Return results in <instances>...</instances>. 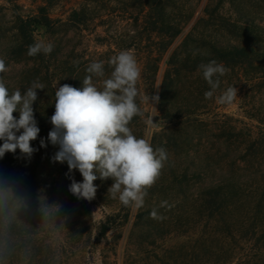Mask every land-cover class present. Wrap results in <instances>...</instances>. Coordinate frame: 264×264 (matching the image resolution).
<instances>
[{"label": "rangeland", "instance_id": "obj_1", "mask_svg": "<svg viewBox=\"0 0 264 264\" xmlns=\"http://www.w3.org/2000/svg\"><path fill=\"white\" fill-rule=\"evenodd\" d=\"M177 4L183 6L181 19L192 15L158 62V38L144 30L134 1L0 0V59L6 66L0 78L10 93L19 89L23 94L33 82L45 86L37 89L33 103L40 132L30 143L36 151L29 157L17 149L0 159V201L12 219L6 230L0 225V264H264L257 259L264 253V63L227 68L211 99L205 98L198 73L181 77L166 102L170 107L186 98L194 111L188 117L178 118L180 113L163 119L159 101L151 100L160 98L169 53L200 18L205 19L200 26L204 35L220 32L222 23L230 21L250 29L242 33L226 27L228 33L264 39V0ZM39 9L45 10L52 28H38L34 40L51 44L53 50L32 57L16 43V18L33 16ZM123 50L134 55L141 72L136 102L143 115L128 126L154 149L167 150L161 174L140 208L108 194L111 178L94 181L97 192L91 201L71 194L68 165L52 161L59 149L47 139L56 88H81L88 65L103 61L105 75L93 77L102 88L113 71L109 61ZM232 86L237 88L233 102L218 103L217 97ZM224 139L234 142L229 151ZM225 172L242 188L233 199L235 206L222 213L215 188ZM70 175L83 180L78 170ZM154 209L163 219L151 216ZM122 211H128L127 222L116 217L114 228L101 236L99 225ZM224 220L233 223L231 235L223 229Z\"/></svg>", "mask_w": 264, "mask_h": 264}, {"label": "clouds", "instance_id": "obj_2", "mask_svg": "<svg viewBox=\"0 0 264 264\" xmlns=\"http://www.w3.org/2000/svg\"><path fill=\"white\" fill-rule=\"evenodd\" d=\"M52 50L51 44L36 42L28 46L27 54L35 56L43 52L47 55ZM109 64L113 71L110 78L103 80L102 88H97L93 77L105 75L103 61L88 65L89 75L82 80L81 88L69 84L55 86V111L50 117L53 127L47 139L59 149L52 161L68 165L66 176L72 181L69 185L71 194L91 201L97 192L94 181L111 178L114 182L108 194L112 198L118 196L125 206L140 208L148 189L161 174L167 161V150L164 147L154 149L148 141L135 136L128 126L133 117L143 115L136 102L139 95L136 85L141 72L134 55L127 50L120 51ZM199 68L210 86L205 98L211 99L220 86L219 77L228 69L215 60L202 63ZM5 71V61L0 59V73ZM37 89L43 90L45 86L33 82L23 94L19 89L10 93L0 78V141H3L0 159L17 149L29 157L36 151L30 142L36 140L40 132L33 110V103L38 98ZM236 97L237 88L232 86L217 97V102L229 104ZM151 100L158 102L159 96H153ZM14 112L19 113L18 118ZM147 123L152 124V118ZM40 144L47 146L43 139ZM73 170L79 171L82 182L70 175ZM151 216L163 219L157 216L155 209Z\"/></svg>", "mask_w": 264, "mask_h": 264}, {"label": "trees", "instance_id": "obj_3", "mask_svg": "<svg viewBox=\"0 0 264 264\" xmlns=\"http://www.w3.org/2000/svg\"><path fill=\"white\" fill-rule=\"evenodd\" d=\"M127 1H134V3L139 5V12L143 16L144 30L150 34H156L160 46L157 57V61L159 62L174 40L182 34L192 14L190 13L186 19H181L179 14H181L183 6L177 4L178 0ZM203 22H205L204 17L198 20L189 33L186 34L182 41L177 44L168 55L166 60L167 69L162 81L159 98L163 119H167V116L170 114L174 115L173 118H177L176 116H179L180 113H182V117L180 116L178 118L188 117L194 114L193 109L186 105V98L182 99L179 104H173L170 107H168L166 100L169 98V94L174 92L177 84H179L178 82L180 81L178 80H182L181 77L184 75L198 73V76L204 79L202 70L197 67L201 61L207 64L209 61L215 60L217 63H222L226 68H233L244 62L250 63L254 61L257 63H264V39L251 34L236 37L225 31L226 27H228L233 30L240 29L242 33H244L250 29V27L244 28L236 22L227 21L220 26V32L210 31L208 35H204L200 30V26ZM248 22H251V20H248ZM251 27L257 29L255 25H251ZM38 28H43L45 30H50L52 28V22L44 9H39L36 14L27 18H16V43L22 52L28 53V46L36 43L34 40V32H36ZM39 55L40 53L35 56ZM201 82V88L209 91L210 86L206 80L204 79L205 83L203 81ZM217 90H219V88ZM16 113L17 112H14L13 115L15 116ZM230 142L229 139L223 140V143L226 144L225 149L227 151H229V148L234 144V142H232V144ZM229 154L230 153L224 155V157H229ZM229 175V172H225L223 175L224 177H222L217 184V188H215L219 196V204L222 213H226L230 208L235 206L233 199L241 190V185ZM118 216H121L122 223L125 224L129 216L128 211H122L116 214V216H108L106 221L99 225L98 230L101 236H104L105 233L114 228V219ZM11 222L12 219L11 216H9L7 204L0 201V225L6 230L7 225L11 224ZM229 222V220L223 221V229L231 235L232 233L229 229L233 226V223ZM15 223L17 224L18 222L15 221ZM262 252H264V249H262ZM258 253L260 252L258 251ZM260 254L262 255L257 259H264V253Z\"/></svg>", "mask_w": 264, "mask_h": 264}]
</instances>
